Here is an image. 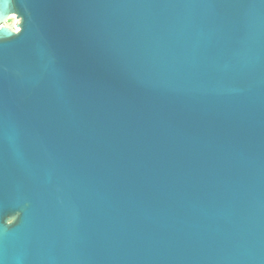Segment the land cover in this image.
<instances>
[{"label": "water", "instance_id": "1", "mask_svg": "<svg viewBox=\"0 0 264 264\" xmlns=\"http://www.w3.org/2000/svg\"><path fill=\"white\" fill-rule=\"evenodd\" d=\"M0 264H264V0H0Z\"/></svg>", "mask_w": 264, "mask_h": 264}, {"label": "rangeland", "instance_id": "2", "mask_svg": "<svg viewBox=\"0 0 264 264\" xmlns=\"http://www.w3.org/2000/svg\"><path fill=\"white\" fill-rule=\"evenodd\" d=\"M18 22H19V21L16 20V21L13 23V25L10 27V29H11V30H16V31H17L16 26H17Z\"/></svg>", "mask_w": 264, "mask_h": 264}]
</instances>
